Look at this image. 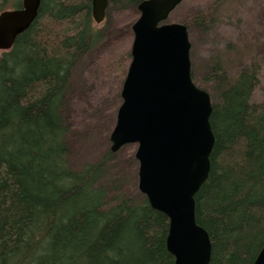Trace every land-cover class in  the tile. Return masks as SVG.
<instances>
[{
	"label": "trees",
	"instance_id": "trees-1",
	"mask_svg": "<svg viewBox=\"0 0 264 264\" xmlns=\"http://www.w3.org/2000/svg\"><path fill=\"white\" fill-rule=\"evenodd\" d=\"M92 1L41 0L36 20L0 57V264H175L169 219L144 195L107 182L110 152L70 166L67 95L77 66L101 42ZM19 8L22 0H0V13ZM211 14L184 24L204 28ZM130 60L127 53L123 66ZM259 73L255 61L233 81L222 62L199 83L192 72L213 105L211 171L195 197L210 264H254L264 247V102H251Z\"/></svg>",
	"mask_w": 264,
	"mask_h": 264
},
{
	"label": "water",
	"instance_id": "water-1",
	"mask_svg": "<svg viewBox=\"0 0 264 264\" xmlns=\"http://www.w3.org/2000/svg\"><path fill=\"white\" fill-rule=\"evenodd\" d=\"M185 0H144L132 26L131 63L111 134V152L137 145L138 189L169 219L167 249L175 264H210L212 243L196 221L195 197L211 171L212 100L192 79L186 25L167 23ZM41 0L0 13V50L9 51L36 20ZM109 0H93L96 24ZM254 264H264V247Z\"/></svg>",
	"mask_w": 264,
	"mask_h": 264
},
{
	"label": "rangeland",
	"instance_id": "rangeland-1",
	"mask_svg": "<svg viewBox=\"0 0 264 264\" xmlns=\"http://www.w3.org/2000/svg\"><path fill=\"white\" fill-rule=\"evenodd\" d=\"M205 11L212 12L206 26H192L188 30L196 80L199 83L214 65L222 62L233 81L239 67L255 61L260 67V83L251 102L263 103L264 0H185L167 23L184 24ZM139 17L138 8L127 6L125 0H113L105 20L101 24L94 23L101 33V42L77 66L65 104L70 127L67 145L71 168L80 170L85 165L96 164L110 152L107 182H115L114 187L119 192L132 197L140 193L139 163L135 158L137 145H127L113 153L110 137L132 59L125 66L123 61L127 53L131 55L132 26ZM3 53L0 50V57Z\"/></svg>",
	"mask_w": 264,
	"mask_h": 264
},
{
	"label": "bare ground",
	"instance_id": "bare-ground-1",
	"mask_svg": "<svg viewBox=\"0 0 264 264\" xmlns=\"http://www.w3.org/2000/svg\"><path fill=\"white\" fill-rule=\"evenodd\" d=\"M3 52H5V51H3ZM262 250V249H261Z\"/></svg>",
	"mask_w": 264,
	"mask_h": 264
},
{
	"label": "flooded vegetation",
	"instance_id": "flooded-vegetation-1",
	"mask_svg": "<svg viewBox=\"0 0 264 264\" xmlns=\"http://www.w3.org/2000/svg\"><path fill=\"white\" fill-rule=\"evenodd\" d=\"M181 6V5H180Z\"/></svg>",
	"mask_w": 264,
	"mask_h": 264
}]
</instances>
